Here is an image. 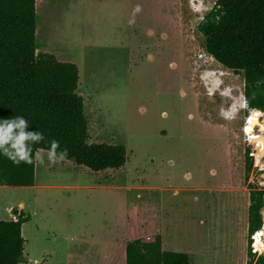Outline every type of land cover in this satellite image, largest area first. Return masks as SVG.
Wrapping results in <instances>:
<instances>
[{"label":"rangeland","instance_id":"1","mask_svg":"<svg viewBox=\"0 0 264 264\" xmlns=\"http://www.w3.org/2000/svg\"><path fill=\"white\" fill-rule=\"evenodd\" d=\"M166 1L173 11L164 0H36L37 53L77 67L87 142L122 145L127 161L95 173L49 164L43 151L35 187L0 186V221L11 210L29 217L19 264H124L127 240L155 235L191 264L240 257L232 196L197 188L231 182L234 155L243 198L264 192L261 147L244 132L243 77L204 50L197 26L216 0ZM214 230L232 240L219 254L208 250ZM253 236L247 264L264 254Z\"/></svg>","mask_w":264,"mask_h":264},{"label":"trees","instance_id":"2","mask_svg":"<svg viewBox=\"0 0 264 264\" xmlns=\"http://www.w3.org/2000/svg\"><path fill=\"white\" fill-rule=\"evenodd\" d=\"M35 6L36 0H0V118L23 115L29 127L45 136L33 145L32 163L13 165L0 156V186L32 187L35 153L47 152L51 139L60 143L57 152L67 149V157L60 161L95 173L122 168L127 161L124 146L87 142L83 99L76 94L77 67L52 54L36 52L39 18ZM197 30L205 52L225 69L242 75L249 110L264 115V0H216ZM245 159L250 160L248 152ZM248 192L251 236L262 227L264 192ZM11 214L15 220L0 221V264H19L23 259L21 226L29 217L16 210ZM249 243L247 258L252 256ZM260 255L255 264H264V254ZM124 264L191 263L185 253L163 250L160 236L155 235L127 240Z\"/></svg>","mask_w":264,"mask_h":264},{"label":"crops","instance_id":"3","mask_svg":"<svg viewBox=\"0 0 264 264\" xmlns=\"http://www.w3.org/2000/svg\"><path fill=\"white\" fill-rule=\"evenodd\" d=\"M164 1L168 4L169 7H171V9L173 11L172 5H170V3L167 2L166 0H164ZM173 16H174V13H173ZM174 20L175 19L172 18V24H173V21ZM148 34L150 36H152V31H149ZM36 52H37V50H36ZM58 61H60V60H58ZM78 82H79V73H78ZM77 86H78V84H77ZM257 112H259V111L251 110L250 115L251 114H255ZM259 113H261V112H259ZM262 116H264V115H262ZM246 123H247V121H246ZM246 135L251 140H253L255 142V140L252 137H250L249 134H246ZM44 152H46V151H44ZM40 153L42 154L43 153V150H38L35 153V155H36L35 160L38 159V156H39ZM227 157H228L229 162H230V167H231L232 173H234V176H233L231 182H229L228 184L227 183H224V184L217 185V186H214V187L213 186H201V187L199 186L197 188V190L202 191L204 193H226L227 195L232 196V199H233V207L237 211V214H236L237 217L235 219V221H236L235 225L237 224L238 226L239 225L242 226V229H241L242 236H240V243H239V247H240V257L236 258L235 264H247V235H248L249 192L247 194V198L244 199L243 198V194H242L243 188L240 189L241 188V184H239V180L237 181V172H238V160L237 159H238V157L237 156L234 157V155H227ZM37 166H38V164L35 162V167H34V184H33L32 187H35V185H36V175H37V170H38L37 169ZM213 174H214V172H213ZM12 217L14 219H11V220H15V217L13 215H12ZM203 222L204 221L201 220V223H203ZM157 231H159V230H157ZM159 233H160V231H159ZM209 239H210V247H208V250H212L214 254H219L220 251L221 252L226 251V249L232 243V240L228 236L227 233L221 234L217 230H214L209 235ZM161 246H163L162 238H161ZM241 246H242V248H241ZM167 251H169V250H167ZM187 255L189 256V259H190L191 258V255L190 254H187ZM202 257H204V256L202 255ZM190 263H191V261H190Z\"/></svg>","mask_w":264,"mask_h":264},{"label":"clouds","instance_id":"4","mask_svg":"<svg viewBox=\"0 0 264 264\" xmlns=\"http://www.w3.org/2000/svg\"><path fill=\"white\" fill-rule=\"evenodd\" d=\"M31 129V130H29ZM45 139L44 133L29 127V122L23 115L0 118V156L6 158L13 165L33 162V145ZM47 159L49 164L56 163L67 157V149L60 148L59 141H48ZM44 162V157H38Z\"/></svg>","mask_w":264,"mask_h":264},{"label":"bare ground","instance_id":"5","mask_svg":"<svg viewBox=\"0 0 264 264\" xmlns=\"http://www.w3.org/2000/svg\"><path fill=\"white\" fill-rule=\"evenodd\" d=\"M262 119V120H260ZM251 120H255V122L257 123V127L259 130V125H264V116L261 115V113L257 112L255 114H251L249 119H247V123L244 127V132L246 134H249L250 137H252L256 142H258V144L260 145L261 149L259 150V154H258V161L256 166H259L261 170H264V140L262 139V137L264 136V133H261V131H259V134L255 133V128L251 127L249 125V122ZM254 142V141H253ZM254 248H256V250L259 251H263L264 252V226L263 228H261L259 231H257L254 236Z\"/></svg>","mask_w":264,"mask_h":264},{"label":"water","instance_id":"6","mask_svg":"<svg viewBox=\"0 0 264 264\" xmlns=\"http://www.w3.org/2000/svg\"><path fill=\"white\" fill-rule=\"evenodd\" d=\"M249 125L253 128L257 127V123L255 122V120H251L249 122ZM259 131H261V133H264V125H259ZM262 139L264 140V137H262ZM260 177L264 179V174H261ZM262 217H263V226H264V211L262 212Z\"/></svg>","mask_w":264,"mask_h":264}]
</instances>
